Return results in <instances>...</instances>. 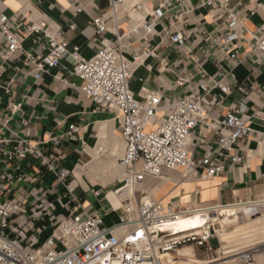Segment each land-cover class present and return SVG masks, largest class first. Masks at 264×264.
Returning a JSON list of instances; mask_svg holds the SVG:
<instances>
[{
    "label": "crops",
    "instance_id": "1",
    "mask_svg": "<svg viewBox=\"0 0 264 264\" xmlns=\"http://www.w3.org/2000/svg\"><path fill=\"white\" fill-rule=\"evenodd\" d=\"M204 1H176L179 5L173 12L182 13L185 45L179 48L162 36L150 37L142 43L156 49L154 57L135 70L128 83L130 91L138 100L145 91L157 92L164 105L187 94L203 78H208V89L215 80L222 79L231 90L225 97L217 90L206 96L209 102L212 95L217 96L220 104L211 106L203 122L219 121L231 110H240L247 116L264 113V64L253 52V35L264 23V0H231L226 5L216 2L213 6L203 5ZM139 2L142 7L134 11L132 6ZM152 2L132 0L127 6L129 10L123 6L118 14L122 21L117 33L124 34L127 23L142 22ZM108 5L109 0H0V14L17 17L19 34H23L29 22H40L59 28L68 44L60 66L47 73L36 71L19 52L5 62L0 60L4 67L0 76V147L11 150L17 141L26 140L41 148L46 156L57 155L58 166L69 172L65 188L47 168L30 157L20 162V172L14 169L18 162L3 168L8 179L2 184L0 200H16L25 211L11 218L10 227L22 228L30 222L29 238L38 239V229L49 228L56 219L72 211L98 214L106 227L118 221L121 205L112 189L121 180V173L115 175L106 168V158L119 164L123 154L116 113L94 105L80 90V79L69 73L74 65V52L80 59L89 60L98 51L99 39L91 23ZM228 10L238 12L242 18L235 31L236 39L230 43L224 41L228 34ZM104 37L113 39L114 35L108 32ZM2 44L0 38V48ZM140 46L125 48L123 54L130 57ZM23 48L42 56L45 40L29 38ZM179 79H184L183 85L178 84ZM12 106L19 108L11 112ZM70 126L78 129L75 141L68 137ZM217 136V131L206 130L202 124L192 140L203 142L200 150L204 151L205 147L214 146ZM111 142H118L114 153L109 150ZM100 149L105 154L96 157ZM240 154L242 163L216 177L205 178L200 173L184 177L182 171L165 170L161 176L164 179L160 178L156 186L147 181L141 189L163 204L229 206L264 199V123L257 117L252 119L251 134L240 142ZM20 176L22 180L18 182ZM24 177L36 181L31 184ZM42 193H46L54 209L51 215L34 219L31 207L42 203ZM48 230L39 236L40 243Z\"/></svg>",
    "mask_w": 264,
    "mask_h": 264
},
{
    "label": "built area",
    "instance_id": "2",
    "mask_svg": "<svg viewBox=\"0 0 264 264\" xmlns=\"http://www.w3.org/2000/svg\"><path fill=\"white\" fill-rule=\"evenodd\" d=\"M131 1L109 0L107 10L91 23L99 39L98 51L89 60L80 59L74 52V65L69 70L71 75L80 79V90L94 105L116 113L123 144L119 164L124 171L123 178L112 189L121 205L118 221L106 227L98 214L82 215L72 211L56 219L49 228L38 229V239L37 236L29 238L27 228L32 229L30 222L22 228L10 227L14 215L25 213L22 204L16 200H0V264H161L162 256L176 253L179 248L188 245L202 249L207 257L212 256L209 260L212 264H257L255 254L264 250V246H259L243 250L232 259L214 258L215 249L210 246L214 237L212 223H203L199 233H178L168 224L193 209L163 204L141 189L147 179L161 178L165 170L182 171L186 175L200 173L205 178H212L242 163L240 142L251 134L253 117L264 123V113L255 112L247 116L240 110H231L219 121L203 122L211 106L220 104L217 96L212 95L210 102L206 96L217 90L221 97H225L231 90L222 79L215 80L214 86L208 89V78H203L187 94L164 105L160 95L154 91H145L141 100L136 99L128 87L129 80L138 67L154 57L156 49L142 46V43L148 42L150 37L162 36L182 48L186 40L181 29L182 13L173 12L180 0H153L142 22L137 25L127 23L126 32L119 35L117 28L122 21L119 11ZM230 1L205 0L203 5L213 6L216 2L226 5ZM141 7L139 2L132 9L135 11ZM241 21L238 12H226V43L236 39L235 31ZM17 27L16 16L0 14L2 62L19 52L38 72L47 73L60 66L68 52V44L59 28L29 22L23 34H19ZM158 27L160 30H157ZM108 32L114 35L113 39L104 37ZM32 37L45 40L42 56L23 48L24 41ZM135 45L141 46L126 57L123 50ZM253 52L264 64V23L257 27L253 35ZM3 72L1 63L0 76ZM183 83L184 79L178 80L179 85ZM18 108L12 106L11 112ZM202 124L206 130L218 133L214 146L209 145L204 151L200 150L203 142L193 143L192 140ZM77 132L75 126H70L69 139L77 140ZM98 153L102 155L105 151L100 149ZM27 157L47 168L57 183L67 188L69 172L58 166V156H46L37 145L19 140L11 150L0 147V195L4 190L2 184L8 179L3 168L18 162L14 169L20 172L19 164ZM21 180L22 176L17 179L18 182ZM24 180L31 184L36 181L30 177H24ZM41 197L42 203H34L31 207L34 219L49 216L54 209L46 193H42ZM45 229H49L47 236L40 243L39 236Z\"/></svg>",
    "mask_w": 264,
    "mask_h": 264
},
{
    "label": "bare ground",
    "instance_id": "3",
    "mask_svg": "<svg viewBox=\"0 0 264 264\" xmlns=\"http://www.w3.org/2000/svg\"><path fill=\"white\" fill-rule=\"evenodd\" d=\"M128 5L129 4H126L125 7ZM117 144L118 142H111L109 145L110 152H115ZM99 155L100 154L97 153L96 157H99ZM106 160H108L106 168L110 170V172L115 175L120 173H123L124 175L123 168L120 164H117L114 159L110 160L109 158H106ZM186 174L187 173L184 174V177ZM218 205H211L212 207L208 208L202 207L203 209L199 207L200 209L190 210L187 214L178 216L175 220L170 222L168 227L177 231L178 233L185 234L189 231H195L199 233L201 225L208 221L212 223V225L217 224L220 228L218 230L216 229V236L221 242V248L218 250L224 252L226 255L230 254L229 257L237 255L235 253L236 250L233 249L237 248L238 246H244L249 243L254 245L264 244V213H259L256 215L254 212V210H256V206L264 208V199H260L258 201L255 200L248 203H235L234 205L229 206ZM215 212L217 213V217L213 218L211 214ZM240 241L241 243H239ZM176 257L177 264H195V253L192 246H184L183 248L178 249L176 251ZM255 260L257 264H264V250L255 254ZM161 264L166 263L161 262Z\"/></svg>",
    "mask_w": 264,
    "mask_h": 264
},
{
    "label": "rangeland",
    "instance_id": "4",
    "mask_svg": "<svg viewBox=\"0 0 264 264\" xmlns=\"http://www.w3.org/2000/svg\"><path fill=\"white\" fill-rule=\"evenodd\" d=\"M123 178V173L121 174V179ZM161 179H164V178H161ZM158 180H160V178H155V179H147V181H150V182H152V183H154L155 184V186L157 185V183L159 182ZM146 181V182H147ZM147 195H149L151 198H153L152 197V194H147ZM154 199V198H153ZM202 205H204V206H202ZM197 204V203H192V204H186V205H179V206H181V207H183V208H185V209H200V208H208V207H212V206H217V205H213V204ZM205 205H207V206H205ZM212 205V206H211ZM193 206V207H192ZM200 207V208H199ZM202 208V209H203ZM256 210H254V212L256 213V215L257 214H259V213H264V208L263 207H260V206H256V208H255ZM211 216L213 217V218H215V217H217V213L215 212V213H213V214H211ZM221 218V217H220ZM222 219V218H221ZM220 227L217 225V224H215V225H213V230H214V233H213V235H214V237H213V239L210 241V246L212 247V248H214L215 249V253H213V257L214 258H219V257H228V258H230V259H232V258H234L235 256H233V257H229L230 256V254L229 255H226V254H224V252H222V251H219L218 249H220L221 247H220V245H221V242H220V240H219V238L216 236V229L218 230ZM239 243H241V241L239 242ZM188 246H190L191 247V245H188ZM251 246V247H250ZM259 246H264V244H261V245H258V244H252V243H249V244H247V245H242V246H238L237 248H234L233 250H236V254H238L239 252H241V251H243V250H248V249H252V248H257V247H259ZM184 247V246H183ZM183 247H181V248H183ZM187 247V246H186ZM181 248H179V249H181ZM192 248H193V250H194V253H195V264H212L213 262H209V260L210 259H212L211 257L212 256H209V257H207V254H205L204 253V251L202 250V249H200V248H197L196 246H192ZM237 256V255H236ZM176 261H177V257H176V253H172V254H168V255H164V256H162L161 257V262H163V263H166V264H177L176 263Z\"/></svg>",
    "mask_w": 264,
    "mask_h": 264
}]
</instances>
